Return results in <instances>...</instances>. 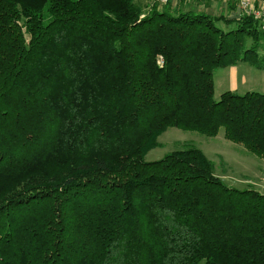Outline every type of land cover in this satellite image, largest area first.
<instances>
[{
	"label": "trees",
	"instance_id": "obj_1",
	"mask_svg": "<svg viewBox=\"0 0 264 264\" xmlns=\"http://www.w3.org/2000/svg\"><path fill=\"white\" fill-rule=\"evenodd\" d=\"M227 4L0 0V264H264L262 193L196 147L146 161L170 128L264 159V93L215 100L217 70H264Z\"/></svg>",
	"mask_w": 264,
	"mask_h": 264
},
{
	"label": "rangeland",
	"instance_id": "obj_2",
	"mask_svg": "<svg viewBox=\"0 0 264 264\" xmlns=\"http://www.w3.org/2000/svg\"><path fill=\"white\" fill-rule=\"evenodd\" d=\"M219 1L224 2L223 0ZM155 2L157 3V0H136V3L141 5L144 9H147L145 12H148L149 8H151ZM198 2L202 3V0H197L191 3L175 0L170 1L165 6L158 4V7H160V10H165L164 7H170L173 11H194L197 13L198 11L193 10L192 8H197L199 5ZM192 5L194 6L192 7ZM207 14L220 16L225 13L218 10L208 11ZM219 26L221 27L222 25ZM255 70L258 69L248 63L241 64L238 68V79H241L243 75H246L247 79H252L254 87L256 88L253 90L242 88V90H238L236 93L244 95L249 91L257 93L264 92L263 88H261L264 84V73H261L260 70ZM229 72L230 71L228 70L219 69L214 74V81L217 86L215 88L216 101L220 100L222 94L230 91L229 87L231 79ZM239 86H241V83ZM157 143L159 146L152 149L147 154L146 161H158L173 151L183 150L187 147H196L200 149L212 163L215 175L221 178L230 188L240 191L254 189L264 195V159H260L256 155L249 153L244 147L226 139L223 130H221L217 137L212 138L206 137L197 132L170 128L157 137Z\"/></svg>",
	"mask_w": 264,
	"mask_h": 264
},
{
	"label": "crops",
	"instance_id": "obj_3",
	"mask_svg": "<svg viewBox=\"0 0 264 264\" xmlns=\"http://www.w3.org/2000/svg\"><path fill=\"white\" fill-rule=\"evenodd\" d=\"M198 4L199 5L197 6V8L193 7L194 5H192V7H193L192 9L196 10L198 12H202V13L205 12L206 14L208 13V11H218V10H220L221 12H223L225 14H228L231 11L230 7L232 6V4L229 5V4H227L225 2H221L219 0H202V3L198 2ZM158 8L160 9V7H158ZM164 9L172 10V9H170V7H168V8L164 7ZM236 13H237V11H236ZM241 64H238L236 66L224 69V70L230 71L229 72L230 79H231V84L229 87L230 92L236 93V92H238V90H242V88H249L250 90H253L254 88H256V87H254V83H253L252 79H247L246 75H243L241 79H238V68L241 66ZM255 71H258V70H255ZM260 72L264 73V70H260ZM263 81H264V75H263ZM240 83H241V86H239ZM216 87L217 86L215 83V88ZM261 88H263V90H264V84L261 86ZM249 92H251V91H249Z\"/></svg>",
	"mask_w": 264,
	"mask_h": 264
},
{
	"label": "built area",
	"instance_id": "obj_4",
	"mask_svg": "<svg viewBox=\"0 0 264 264\" xmlns=\"http://www.w3.org/2000/svg\"><path fill=\"white\" fill-rule=\"evenodd\" d=\"M170 1L175 0H157L158 4L161 6L167 5ZM184 2H194L197 0H181ZM226 3H232L236 2L238 3V7L240 10V15H247L254 17L255 20L260 21L262 24H264V0H223ZM145 15L141 16V19H143ZM163 59L160 57L158 64L160 66L163 65Z\"/></svg>",
	"mask_w": 264,
	"mask_h": 264
},
{
	"label": "water",
	"instance_id": "obj_5",
	"mask_svg": "<svg viewBox=\"0 0 264 264\" xmlns=\"http://www.w3.org/2000/svg\"><path fill=\"white\" fill-rule=\"evenodd\" d=\"M241 17L240 10H237V13L232 16L233 19H239Z\"/></svg>",
	"mask_w": 264,
	"mask_h": 264
}]
</instances>
